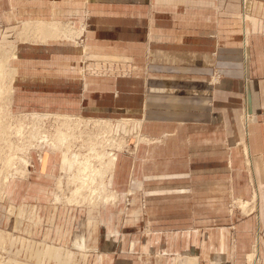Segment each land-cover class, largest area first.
Returning <instances> with one entry per match:
<instances>
[{
  "label": "crops",
  "instance_id": "crops-1",
  "mask_svg": "<svg viewBox=\"0 0 264 264\" xmlns=\"http://www.w3.org/2000/svg\"><path fill=\"white\" fill-rule=\"evenodd\" d=\"M13 1L16 6H37L31 8V32L45 40L58 36L44 38L46 33L35 23L77 24L85 8L91 12L86 65L79 62L83 50L63 42L57 43L63 46L58 52L74 54L78 61L47 64L31 58V110L143 117L146 134L164 136L138 169L141 179L137 166L125 157L117 162L118 190L122 174L125 182L131 181V190L121 191L129 205L119 210L129 216L122 224L109 222L117 218L113 206L98 210L106 216L98 227L84 221V210L51 206L46 187L51 181L50 155L32 188L12 181L0 200V229L12 232L11 246L19 247L17 253L27 250V261L37 264H68L73 249L90 247L100 253L86 256L87 264H129L137 251L171 253L162 264H243L255 242L264 264V0ZM247 14L249 23L244 21ZM15 69L18 72L20 66ZM214 71L222 76L215 88L209 85ZM17 77L28 79L16 73ZM16 78L14 93L23 87L18 83L16 89ZM22 101L19 94L17 102ZM242 106L253 114L247 128L241 123ZM198 134L209 137L202 141ZM249 180L253 200L255 189L258 196L255 217L231 222L223 207L212 210V203L228 196L249 199ZM31 193L43 205H27ZM181 194L194 206L201 203L203 211H191L187 225L177 222L165 230L150 221L146 230L148 200L156 198L159 207V198ZM133 218L141 222L134 225ZM137 230L140 234H132ZM121 246L123 261L115 250Z\"/></svg>",
  "mask_w": 264,
  "mask_h": 264
},
{
  "label": "rangeland",
  "instance_id": "rangeland-1",
  "mask_svg": "<svg viewBox=\"0 0 264 264\" xmlns=\"http://www.w3.org/2000/svg\"><path fill=\"white\" fill-rule=\"evenodd\" d=\"M26 1L29 2L28 0ZM36 7L37 6L31 7V5L16 6L13 0H0V51L1 53L4 52V58L8 57L9 55V66L14 69L15 67L18 68V66H20V70L18 69V72H16L17 75L19 74L20 76H28V79H20L19 81V77L16 78L15 75L16 89L18 83H20V86L23 87L18 88L16 90V93H14L12 90L11 95L7 94V91L6 96L4 95L5 99H3L2 101L0 100V110L1 112L4 111V118L7 120L10 117L9 113H12V121L16 124V128L18 129V127L23 126L21 132H19L18 134H13V138L16 143L14 147L9 148L8 146H6L4 148H1L3 150V153L0 151V158L2 159L0 160V167L2 166L3 162H5L6 165L7 160L12 159V161L15 163L14 167L18 168L19 166H21L22 176L18 179V175H16V178L10 179L6 184H4L5 180H2L1 190L3 192L2 195L0 194V200L5 197L7 188L12 181L24 183L22 184V186L35 185V183H32L33 178L40 175V172H42L41 168L45 163V156L50 155V163L52 169V171L50 172L51 181L49 180L48 183H46V187L51 191V197L49 200V204L51 206H53L54 208L65 207L73 209L74 211L84 210L86 214L84 213V215H81L82 217H84V221L86 223L92 222L94 223V225H97V227L99 226V224H101V222H103L104 218L106 217L105 214H99L98 210L105 206H113L116 207L115 212H118V214L116 215V219H114L115 217L113 218V216L107 215V217L113 218L109 222H113L112 225H114V222L122 224L124 222L125 216L124 214H119V210L123 209L124 207H129V205H127L126 200L121 197V191H130L131 181L127 180L126 178L125 182V177L122 174L120 176V179H118V185L120 187V190H118L115 185L116 169H114V171L112 170L111 172L108 168H106V164L108 161L106 157L111 152H116V154H118V161L121 157H125L126 161L130 162L131 166H137V177L141 179L138 169L141 165H143V163L147 162L151 158V154L149 155L150 148L154 145L162 144L164 136H154L146 134L143 130L145 125V119L143 117H92L84 116L81 114L31 110V58L35 56L37 61L40 60L41 62H46L47 64L59 61L64 63L68 61H78L73 59V56H76L74 54L71 55V53L58 52L57 48H63V46H59V44L57 43L63 42L68 44L66 47L70 46L68 48L77 47L80 48V50H83V54H81L82 58H79V62H81L83 66L86 65L88 63V57L85 53L84 47L86 46V31L89 30L91 17V12H89L88 8H85L84 19L82 22L75 24L74 21H72L73 23L69 22L60 24V28L69 26L74 30L77 29L76 31H80L83 28L84 31L79 36H75L74 34L73 36L66 37L65 32L59 31L56 35L58 37H56L55 39L45 40L41 37H38V34H36L35 32H31L33 31V27L27 29L23 25L26 21L31 22V8L36 9ZM50 8V6H47V8L45 9L49 10ZM64 19L74 20V18H62V21H65ZM250 21L251 19H249L247 22L249 23ZM37 67L41 68L39 66ZM118 68H124V66L118 65ZM40 73L41 75H45V72ZM46 73L47 75H49V70L46 71ZM220 75L221 74L218 71L212 72L210 76L211 78L209 79V85H211L213 88L218 86L222 78V76ZM9 77H6L5 80L1 81L5 89L9 87V85H11L13 88L14 80H11V77ZM19 94L23 99L22 102H17ZM14 95L16 96V101L13 100ZM107 105L108 104L105 103V106ZM24 108H27L29 110H22ZM34 113L39 114L40 117L33 118L32 115ZM28 115H31V117H28ZM62 116L79 117V125L77 126V119L74 118L66 120ZM241 116V123L243 126L245 106H242ZM125 119L133 120L130 121L129 129L127 128V130L123 126V124H125L123 120ZM0 125L1 130L3 131L0 132V135L5 137L6 133L1 120ZM27 125L31 126L30 133H26L28 131L25 130L24 126ZM62 133H66V135H62ZM197 137H199V140L204 141V139H208L207 137L209 136L208 134H198ZM211 137L213 140H215L214 136ZM63 139L65 140V142L59 144L60 141H63ZM3 142H6L5 138L3 139ZM242 145L243 141L238 143V146L242 147ZM93 146L96 149H92L91 147ZM85 151L86 153H84ZM64 154L67 155L66 157L74 160L75 164L70 166V162L68 158H65ZM100 154H102L104 157H99ZM244 158L245 169L250 179V167H248V165L246 164V156ZM87 160L90 161L94 172V169L100 170V172H95V179L93 181H86V187H82L84 181L77 180L88 177L85 173H80L79 167L82 161L85 162ZM93 171L91 173H94ZM11 172H14V170L11 169ZM111 178L112 183L110 184ZM135 181L137 180L135 179ZM251 181L252 180H249L251 184L252 194L249 199L238 198L233 195L228 196L221 203H212V210L214 211L219 207H223L226 214L229 216V219H231V222L255 217L256 209L254 208L253 211L251 210V208H253L254 206V203H251L253 205L250 206V208L248 207L246 210L243 209L240 205L241 200H246L249 202L253 200L252 196L254 187L252 186ZM76 187H82L80 190L81 195L74 197L73 195ZM100 195H114L116 196V198L115 200L111 199L109 201H106L105 203L102 202L98 205L90 204L89 202H87V200H84L83 203L80 202V204L70 203L69 201V199L71 198H97ZM39 201L41 200H38L35 196H33V193H31V197L27 199L26 204L38 205ZM148 201V212L145 210L147 214L143 215L146 222V230L149 229L148 226L150 225V221L154 222L159 228L164 227L165 230L171 228L172 225L177 222L181 223V226L187 225L188 220H191L189 219L191 218V216H189V213L191 211H194V213L197 214V212L203 211V209L205 208L204 206L200 205L201 203H198V205L196 204L194 206L195 203L191 201L190 198H187V196H184V194H181L174 198H159V207H157L156 205V198H151ZM144 203L145 198L142 196L140 205L143 208ZM40 205H43L42 201ZM132 206L134 207V205ZM135 207H138V204H136ZM191 208L193 209L191 210ZM86 210H94V212L89 213ZM127 217H125V219ZM137 222L139 223L141 221L138 218H133V221H131V223H133L134 225L137 224ZM139 228L140 224H138V226L134 229ZM132 234L140 233L139 230H137L132 231ZM11 237L12 232L0 229V264H7L9 260H18L25 264H37L31 263V261H27V258L24 256L27 251L26 248H23V251L26 250L25 252H22L23 254L17 253L19 247L15 248L11 246ZM166 243L167 246L170 247L171 241L169 240ZM254 245L255 242L252 243L249 252L245 255L243 264L250 263L248 255L250 254L251 256L255 254L254 252L256 248L254 247ZM20 247L22 248V246ZM109 249L111 248L109 247L108 250ZM170 249L172 248L170 247ZM115 250H117V257L119 256L121 261H123V247H118ZM72 251L74 253V256H72L71 261H68V264H87L89 262H87L88 259L86 256L93 254L96 255L100 253L99 249L92 247L86 249L84 248V250L81 251L77 249H73ZM170 256H172L171 253L161 255L155 253L151 254L148 251H141V253L137 251L133 254V259H131V262L129 264H162L163 258H170ZM183 256L184 254H181L180 258H182ZM259 259L258 262H255L254 264H262V261Z\"/></svg>",
  "mask_w": 264,
  "mask_h": 264
},
{
  "label": "bare ground",
  "instance_id": "bare-ground-1",
  "mask_svg": "<svg viewBox=\"0 0 264 264\" xmlns=\"http://www.w3.org/2000/svg\"><path fill=\"white\" fill-rule=\"evenodd\" d=\"M245 13V12H244ZM249 20L250 19V17H249V15L247 14V15H244V21L246 22V20ZM36 24V26L39 28V31H41V32H43V33H46V35H44V38L45 37H54V36H56L57 34H58V32L60 31V32H65V36L66 37H69V36H73L74 34H75V36H79L83 31H84V29L82 28V30H80V31H76V30H74V29H72L71 27H69V26H67V27H65V28H63V27H59L60 25L59 24H55V23H42V22H39V23H35ZM24 27L25 28H27V29H30L31 28V26H33L34 24L33 23H31V22H28V21H26V22H24ZM85 25V24H84ZM244 25V24H243ZM82 27V26H81ZM76 31V32H75ZM26 32H28V31H26ZM39 35V34H38ZM61 36H63V35H61ZM61 36H60V38H61ZM24 38V37H23ZM25 39V38H24ZM57 40V39H56ZM83 43V42H82ZM85 45V44H84ZM245 45H247V38H246V36H245ZM8 48V47H7ZM6 48V49H7ZM11 49V48H10ZM3 51H4V49H3ZM14 58V57H13ZM16 58V57H15ZM8 59H9V55H8V57H5L4 58V52H2L1 53V51H0V100L2 101L3 99H5L4 98V95L6 96V92H7V94H9V95H11V92H12V90H13V88H12V86L11 85H9V87H7L6 89L4 88V86H3V83L1 82L2 80H5V78L6 77H11V80H14V78H15V75H16V69H14V68H12L11 66H9L8 65V63H9V61H8ZM217 74V73H216ZM219 76V75H218ZM221 76V75H220ZM9 77V78H10ZM219 78V77H218ZM218 83V82H217ZM6 90V91H5ZM248 106V105H247ZM0 108H1V106H0ZM248 108V107H247ZM10 109V108H9ZM12 111V110H11ZM12 114V113H11ZM57 114V113H56ZM13 115V114H12ZM252 112L250 111V109H247V111L245 112V116H244V119H243V126H244V128H247L246 126L248 125V123H249V120L252 118ZM113 124V123H112ZM94 131V130H93ZM96 131V130H95ZM53 132V131H52ZM114 133V132H113ZM88 136V135H87ZM65 140L63 139V142H64ZM26 142V141H25ZM99 142V141H98ZM97 142V143H98ZM79 146V145H78ZM76 148V147H75ZM28 149V148H27ZM33 149V148H32ZM77 149V148H76ZM65 150V149H64ZM73 150V149H72ZM113 150V149H112ZM0 151L3 153V150L2 149H0ZM116 151V150H115ZM111 152V151H110ZM118 152V151H117ZM245 152H246V155H247V158H248V165L250 166L251 165V159H250V154H249V150L247 149V147H245ZM54 153V152H53ZM59 153V152H58ZM73 153V152H72ZM84 153H86V151L84 152ZM116 153V152H115ZM1 155H3V154H1ZM73 155H76V154H73ZM20 156V155H19ZM63 156V155H62ZM64 156H65V158L67 159L68 158V160H69V162H70V166H72V165H74L75 164V161L74 160H72L71 158H69V157H66L67 155L66 154H64ZM88 156V155H87ZM99 157H104L102 154H100L99 155ZM29 158V157H28ZM76 158V157H75ZM107 164H106V168H108L111 172H112V170L114 171V169L116 168V165H117V161H118V156L117 155H112V157H109V155H107ZM106 160V159H105ZM11 161V159L10 160H8L7 161V163H6V165L7 164H9V162ZM99 161V160H98ZM101 163V162H100ZM31 164V163H30ZM99 166V165H98ZM8 170H9V168H7ZM95 170V172L96 173H99L100 172V170H97V169H94ZM79 171H80V173H85L86 174V176L88 177V178H81V179H78L77 181H84V183H83V186L82 187H86V181H93L94 179H95V177H96V173L93 171V167H92V165H91V163H90V161L89 160H87V161H85V162H81V165H80V167H79ZM94 172V173H91V172ZM76 173V172H75ZM91 173V174H90ZM90 174V175H89ZM11 175V173L10 172H7V175L5 176V178H4V180H5V182H4V184H6L7 182H8V180H9V176ZM19 179V178H18ZM107 179V178H106ZM107 181V180H106ZM2 182V181H1ZM1 182H0V189H1ZM106 183V182H105ZM253 184H254V182H253ZM82 187H79V188H75V191H74V197H76V196H79V195H81V192H80V190H81V188ZM68 194H70V193H68ZM255 195H254V199L255 200H252L251 202H249V201H247V202H240V205H241V207L243 208V209H247L248 207L250 208V206H252L253 204H251V203H254V206H253V208H256L257 207V202H258V199H257V190L255 189V193H254ZM68 196V195H67ZM110 196V197H109ZM115 198H116V196H114V195H106V196H99V197H97V198H83V199H79V198H71V199H69V201H70V203H76V204H80V202H82L83 203V201L84 200H87V202H89L90 204H96V205H98V204H100V203H102V202H106V201H109V200H111V199H114L115 200ZM86 202V201H85ZM257 210V209H256ZM255 254H253V255H249V260H250V263L249 264H254L255 262L257 263L258 262V259L260 258L259 257V244L256 246V250H255V252H254ZM15 260V259H14ZM260 260V259H259ZM7 264H25V263H23V262H21V261H12V260H9L8 262H7Z\"/></svg>",
  "mask_w": 264,
  "mask_h": 264
},
{
  "label": "built area",
  "instance_id": "built-area-1",
  "mask_svg": "<svg viewBox=\"0 0 264 264\" xmlns=\"http://www.w3.org/2000/svg\"><path fill=\"white\" fill-rule=\"evenodd\" d=\"M9 115H10V117L6 120L4 117V111L3 112H1V110H0V120L2 121V125H4V129H5V137H3V136H1L0 135V149L1 148H4V147H6V146H8L9 148H13L14 147V145L16 144L15 143V140H14V138H13V134L14 133H19V132H21L22 131V128H23V126L22 127H18V129L16 128V124L12 121L13 120V115L12 114H10L9 113ZM28 117H31V115H28ZM32 117L33 118H37V117H40L39 116V114H36V113H34L33 115H32ZM62 117H64L66 120H70V119H77V126L79 125V122H80V118L79 117H75V116H62ZM97 121V120H96ZM130 121H133L132 119H125V120H123V122H125V124H123V126L126 128V130H127V128L129 129V123H130ZM127 125V126H126ZM67 126V125H66ZM25 127V130L26 131H28V132H26V133H30V129H31V126H29V125H27V126H24ZM0 132H3L2 130H1V125H0ZM60 134V133H59ZM7 135V136H6ZM62 135H66V133L64 134V133H62ZM5 138V140H6V142H3V139ZM66 139H67V137H66ZM65 142V141H64ZM63 141H60V143L59 144H61V143H64ZM56 143V142H55ZM23 146V145H22ZM24 147V146H23ZM92 149H96L94 146L93 147H91ZM117 155L118 156V154H116V153H114V152H111L110 154H108L109 155V157H112V155ZM13 158V157H12ZM0 160H2L1 158H0ZM8 161V160H7ZM14 162L12 161V159H11V161L9 162V164H7V165H5V162H3V164H2V166L0 167V182L5 178V176L7 175V172H10L11 173V175L9 176V180L10 179H14V178H16V175H18V178L19 177H22L21 176V166H19L18 168L17 167H14ZM7 168H9V170L7 169ZM11 169H13L14 170V172H11ZM8 180V181H9ZM2 190L0 189V194L2 195Z\"/></svg>",
  "mask_w": 264,
  "mask_h": 264
}]
</instances>
